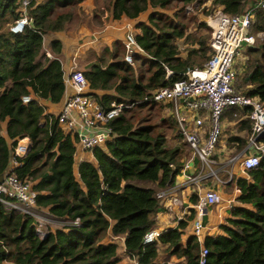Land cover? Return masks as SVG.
<instances>
[{"label": "trees", "instance_id": "obj_1", "mask_svg": "<svg viewBox=\"0 0 264 264\" xmlns=\"http://www.w3.org/2000/svg\"><path fill=\"white\" fill-rule=\"evenodd\" d=\"M82 1L29 0L26 13L32 24L14 32L9 27L22 15V0H0V178L11 163L13 144L28 136V151L16 156L14 172L31 179L34 210L46 221L45 229L38 231L35 215L0 202V264H116L121 259L119 236L122 252L136 264H174L159 261L162 243L184 257L185 264H199L202 245L207 248L203 264H264V156L246 169L247 176L234 179L240 190L237 200L249 206H231L232 216L221 224L223 233L207 234L202 242L194 234L183 240L187 222L182 221L163 230L157 240L143 241L157 211L164 209L158 190L180 174L189 156L184 145L191 150L169 111L153 120L148 109L170 105L150 98V92L184 77L187 67L201 66L210 53V27L199 20L192 29L184 9L209 1L204 13L220 8L235 14L249 2L254 12L251 31L257 32L264 31V8L257 6L258 0H95L99 19L104 12L107 20L136 18L152 9L146 20L134 25L143 49L134 54V62L124 59L123 43L115 40L83 68L88 93L103 106L113 99L135 100L136 105L109 121L111 136L104 145L91 147L86 150L90 156L76 161V136L64 131L42 102L60 101L65 88L58 56L62 43L51 39L53 53L48 56L43 37L65 29ZM174 3L177 8L168 12ZM246 50L235 86L264 101V37ZM166 67L172 70L168 75ZM23 94L31 98L24 102ZM167 121L179 141L174 146L167 143ZM237 139L239 147L245 145L246 138Z\"/></svg>", "mask_w": 264, "mask_h": 264}, {"label": "built area", "instance_id": "obj_2", "mask_svg": "<svg viewBox=\"0 0 264 264\" xmlns=\"http://www.w3.org/2000/svg\"><path fill=\"white\" fill-rule=\"evenodd\" d=\"M28 3L29 0H22V15L10 25L11 31H21L29 23L26 13ZM257 6L264 8V0H258ZM253 18L252 6L235 14L217 8L212 16L206 18L211 30L208 41L210 53L203 64L187 67L184 77L150 92V98L169 103L168 111L176 118L179 133L191 148L193 156L206 168L198 170L194 175L187 172L190 161L183 163L180 174L186 181L196 183L197 195L191 207L184 206L181 212L174 214L176 223L184 220L190 224L192 233L198 240L207 227L203 217L213 204L223 202L219 186L235 179L232 172L228 171V164L239 161L246 170L256 166L264 156V101L257 96L244 94L235 87L239 73L237 66L247 58L245 50L255 43L257 37H264L263 30L251 31ZM44 40L43 37V44ZM122 43L124 59L129 63L133 62L136 52H143L131 29L127 28L125 31ZM45 52L52 56L48 50L45 49ZM165 69L167 75L172 71L168 67ZM63 76L66 90L64 88L62 107L55 114L58 125L76 136L77 153L90 150L95 145H104L111 136L109 121L135 106L136 101L113 99L107 106H103L94 95L88 93L87 79L74 57L69 68L63 69ZM30 98V94L22 95L24 102ZM232 106L244 109V116L250 121V130L245 148L235 155H229L223 163H218L214 154L222 134L220 116L225 108ZM29 141L28 136L18 137L12 146L11 163L0 178V202L7 208L35 215L38 218L36 229L41 231L40 225H44L46 221L34 210L36 191L32 188V181L14 172V167L18 164L16 156L28 151ZM200 180L207 184L201 186L198 183ZM157 197L161 203L163 200L179 202L170 185L159 189ZM167 207L170 209L171 205L167 204ZM162 230L159 227L150 228L143 241L157 240ZM121 238L123 241V237ZM206 253L207 248L202 245L199 264L205 262Z\"/></svg>", "mask_w": 264, "mask_h": 264}, {"label": "crops", "instance_id": "obj_3", "mask_svg": "<svg viewBox=\"0 0 264 264\" xmlns=\"http://www.w3.org/2000/svg\"><path fill=\"white\" fill-rule=\"evenodd\" d=\"M94 7L95 0H83L81 2L80 9L81 17L79 19L77 17L73 23L70 22L67 28L63 30H58L46 34L44 36V49L48 50L50 54L53 53L49 45L50 40L53 38H58L61 41L62 47L60 52L58 53V56L62 62L63 69L65 70H67L71 65L73 57L77 65L83 69L86 64L96 58V55H98V53L102 51L103 47L109 46L111 48L114 46L115 40L122 41L124 33L127 30L129 24L135 25L136 21L145 20L148 12L152 9L151 7H149L146 11H144L142 14H139L136 18H128L126 16H122L118 19L109 18L107 20L104 18L106 17V13L104 12L101 15L103 21L95 23L93 19L97 18V16H95L94 14ZM136 29L139 30L138 28ZM80 60L83 62L81 65ZM98 93L101 92L98 91ZM64 96L58 102L42 100L45 106V111L53 112L54 114H56L62 107V101L64 99ZM220 121L222 123V134L220 141L217 144V152L214 154V158L216 162L223 163V161L229 155H231L230 152L235 155L245 148L246 142L245 145L240 147L238 146L240 140L237 139V136H241L242 138H246L247 140V136L249 133L248 129L250 128V121L244 116V109H239L234 106L227 107L224 109L223 113L220 116ZM247 127L249 128L247 129ZM168 141L169 140H167L169 146H174L179 142L176 138H173L169 142ZM223 146H225V149ZM88 156H90V154H88V152L86 151L78 152V159ZM194 157L196 156H193L191 150V154L188 156L187 159L184 160V162L186 160L190 161L191 164L189 169H187V172L190 174L194 173L195 175V172H197L198 170H205L206 168H204V166L200 164L199 159L194 160ZM233 163L234 162L230 164L232 165ZM230 164H228L227 166L228 171H231L235 178ZM216 165L218 166V164ZM237 170L239 171V176H247L246 170L240 165V163L238 164ZM198 183L204 187L206 182L204 183L202 180H200ZM170 187L174 189L175 195L179 198V202L163 200V203H161L164 209L157 211L155 215V224L153 227H159L163 230H166L169 227H177L180 222L184 221L179 220L178 223H176L174 219V214H176L177 212H181L184 206L191 207L194 201L196 200L197 195V192H195L196 183L186 181L182 174L176 176L174 183L171 184ZM219 189L223 202L215 203V206H213V204L209 209L208 213L203 217V220L205 218L204 222L207 227L204 236L199 239L201 242L207 234L224 232L223 228L221 227V224L226 223L227 218L232 216V205L249 206L248 204L242 203L237 200L236 197L238 196L240 190L237 188L235 181H231L229 184H222L219 186ZM167 204L171 205L170 209L169 207H167ZM190 234H193L192 229L190 224L187 223V225L182 228L181 238L185 240ZM121 237L119 236V247H121V251L119 252L123 253L122 251H124V246ZM161 246L162 248H164L167 246V244L162 243ZM128 263L136 264V260L123 254L122 258L119 259V262H117L116 264Z\"/></svg>", "mask_w": 264, "mask_h": 264}, {"label": "rangeland", "instance_id": "obj_4", "mask_svg": "<svg viewBox=\"0 0 264 264\" xmlns=\"http://www.w3.org/2000/svg\"><path fill=\"white\" fill-rule=\"evenodd\" d=\"M103 0H97V2H102ZM206 4H210L209 1L205 2V3H190L189 6L187 8L184 9L183 13H184V16H185V21L187 22L188 26H190L192 29H196V23H198L199 20H204L205 23L207 24L206 22V18H208L209 16H212L214 14V11L215 10H212L210 13H204L203 9H204V6H207ZM247 6H250V3L248 2ZM246 6V7H247ZM177 8V3H174L172 6H170L167 10L168 12H171L172 10L176 9ZM77 9L74 7L73 8V11L75 12ZM79 11L81 12V10L79 9L77 11V14L76 16H74L72 18L71 21H69L66 25L68 26V24L70 22H74V20L78 17V19L81 17V15L79 14ZM143 13V12H142ZM141 13V14H142ZM98 18H94L93 20L95 21V23H98L100 21H103V19H99L100 18V15L98 14L97 16ZM196 17V19L194 18ZM106 19V17H104ZM147 19V16L145 18V20ZM0 23H1V19H0ZM208 25V24H207ZM66 26V28H67ZM128 29H131L134 33H136L137 29L134 27V24H129L128 26ZM208 30L207 29H199V32L201 33H206ZM209 32H211V30H209ZM245 53H247V50H245ZM79 62V60H78ZM134 62V61H133ZM83 62L80 60V65L82 64ZM241 64H238V68L241 67ZM236 87V86H235ZM237 88V87H236ZM238 89V88H237ZM149 112H151V116L153 117V120H159V118L161 119L162 118V115H165L166 113L168 114V108H162L160 109V106L157 105V107H154L152 109H148ZM145 112V110H143V113ZM164 127L165 129L167 130V135H168V138H169V141L172 140L174 137L172 136L171 132L169 131L170 129V126H168V121L164 124ZM228 133V132H226ZM168 141V142H169ZM172 142V141H171ZM224 149H225V146H223ZM184 148L188 149L189 151V154H191V150L186 146L184 145ZM232 154V152H230ZM76 161H79L78 159V153H76ZM238 164L239 162L238 161H235L232 165L230 164V167L232 168L233 170V173L235 175V178L239 176V171L237 170L238 169ZM223 174V173H222ZM225 174V173H224ZM230 183V182H229ZM227 183V184H229ZM216 204H214L213 206H215ZM211 208V207H210ZM52 226H57L58 224H51ZM40 228L42 230L45 229V226L44 225H40ZM204 236V235H203ZM202 236V237H203ZM118 250L121 251V247H118ZM120 255H121V258H122V255L124 253H121L119 252ZM125 255V254H124ZM159 259L162 260V261H169V262H173L174 264H185V260H184V257L182 256H177L176 254H172L166 247L160 249V252H159ZM159 260V261H160ZM130 261V260H129ZM119 262V261H118ZM131 262V261H130ZM129 264V263H128Z\"/></svg>", "mask_w": 264, "mask_h": 264}, {"label": "water", "instance_id": "obj_5", "mask_svg": "<svg viewBox=\"0 0 264 264\" xmlns=\"http://www.w3.org/2000/svg\"><path fill=\"white\" fill-rule=\"evenodd\" d=\"M29 24H32V19L29 20Z\"/></svg>", "mask_w": 264, "mask_h": 264}]
</instances>
